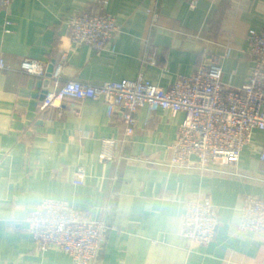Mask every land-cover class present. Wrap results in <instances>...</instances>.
Segmentation results:
<instances>
[{
  "label": "crops",
  "instance_id": "crops-1",
  "mask_svg": "<svg viewBox=\"0 0 264 264\" xmlns=\"http://www.w3.org/2000/svg\"><path fill=\"white\" fill-rule=\"evenodd\" d=\"M192 1L109 0L120 28L114 51L70 42L67 19L94 0H12L8 10L0 9V55L9 67L0 70V264H72L60 249L38 251L27 230L26 217L47 198L111 226L93 264H263L264 235L238 224L245 195L264 200V130L253 131L238 165L228 168L256 179L173 170L164 164L182 112L159 110L150 118L144 106L135 114L136 131L125 136L122 110L109 118L102 100H65L61 116L56 108L40 111L51 83L21 71L27 58L49 71L67 50L65 78L98 84L142 74L166 89L220 51L215 42L232 40L223 80L241 86L252 67L246 35L264 27V0ZM104 140L115 144L109 150ZM77 168L85 170L82 185L73 182ZM197 197L219 208L208 245L190 244L181 233L184 201Z\"/></svg>",
  "mask_w": 264,
  "mask_h": 264
},
{
  "label": "built area",
  "instance_id": "built-area-1",
  "mask_svg": "<svg viewBox=\"0 0 264 264\" xmlns=\"http://www.w3.org/2000/svg\"><path fill=\"white\" fill-rule=\"evenodd\" d=\"M94 1V5L86 6L82 12L67 19L70 42L73 46L86 44L97 51H114L119 25L115 16L107 10L109 0ZM11 3L12 0H0V9L8 10ZM191 4L195 6L197 0ZM147 13L155 14L154 9H148ZM11 25L12 22L7 20L5 31L9 32ZM246 41L245 54L252 61V67L246 82L239 87L226 84L223 80L222 61L232 55V40L223 44L215 42L221 47L220 51L213 53L207 63L200 62L191 74L179 75L166 89L154 85L142 74L135 80L98 84L65 78L64 67L69 57L67 50L60 53L51 71L44 62L29 58L22 62L21 71L48 78L51 83V89L43 95L40 111L56 108L57 115L61 116L65 100H102L109 118L122 110L120 120L125 136L136 131L135 114L144 106L148 108L150 118H155L159 110L168 111L173 116L182 112L184 119L171 145L172 155L164 164L167 168L256 179L228 169L238 165L253 131L264 130V27L250 30ZM208 52L204 48V53ZM6 69L9 67L0 55V70ZM103 142L109 150L115 144L114 140ZM260 160L264 162V147ZM85 177V170L77 168L74 184H84ZM25 222L38 251L60 249L71 257L72 264H93L103 250L111 229L105 220L93 219L89 212L52 198L43 200L30 212ZM219 223V208L209 198L184 201L181 233L190 244L208 245L214 239ZM238 228L264 235L262 198L252 194L244 196Z\"/></svg>",
  "mask_w": 264,
  "mask_h": 264
},
{
  "label": "water",
  "instance_id": "water-1",
  "mask_svg": "<svg viewBox=\"0 0 264 264\" xmlns=\"http://www.w3.org/2000/svg\"><path fill=\"white\" fill-rule=\"evenodd\" d=\"M51 70H52V66H50V67H49V71H51ZM47 82H49V83H50V81H49V80H48Z\"/></svg>",
  "mask_w": 264,
  "mask_h": 264
},
{
  "label": "clouds",
  "instance_id": "clouds-1",
  "mask_svg": "<svg viewBox=\"0 0 264 264\" xmlns=\"http://www.w3.org/2000/svg\"><path fill=\"white\" fill-rule=\"evenodd\" d=\"M40 210H46V209H38V211H40Z\"/></svg>",
  "mask_w": 264,
  "mask_h": 264
}]
</instances>
